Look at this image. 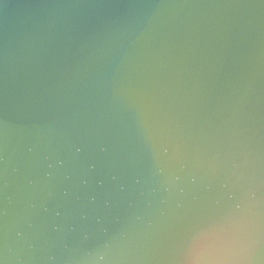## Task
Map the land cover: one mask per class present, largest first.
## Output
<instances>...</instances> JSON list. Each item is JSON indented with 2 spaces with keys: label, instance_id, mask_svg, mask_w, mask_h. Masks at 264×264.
Instances as JSON below:
<instances>
[{
  "label": "water",
  "instance_id": "1",
  "mask_svg": "<svg viewBox=\"0 0 264 264\" xmlns=\"http://www.w3.org/2000/svg\"><path fill=\"white\" fill-rule=\"evenodd\" d=\"M0 264H264V0H0Z\"/></svg>",
  "mask_w": 264,
  "mask_h": 264
}]
</instances>
